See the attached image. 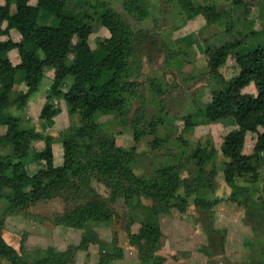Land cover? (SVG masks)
Returning a JSON list of instances; mask_svg holds the SVG:
<instances>
[{"label":"trees","instance_id":"obj_1","mask_svg":"<svg viewBox=\"0 0 264 264\" xmlns=\"http://www.w3.org/2000/svg\"><path fill=\"white\" fill-rule=\"evenodd\" d=\"M0 1V36H8L11 30L20 36L17 42L10 38L0 40V147H9L8 153L0 155V198H6L11 211H23L39 201L61 198L71 203V209H65L58 220L79 229L91 222L111 221L112 213L105 202L97 200L102 196L93 183L104 186L108 192L105 201L109 203L122 199L128 204L143 194L136 191L140 180L130 169L135 149L117 147L114 137L102 132L98 122L101 116L119 112L127 103L128 93L134 90V83L128 80L131 67L127 31L109 10L98 14L93 9L91 12L90 6L80 13L69 12L70 0H34V4L32 0ZM231 5L242 7L243 16L232 19L220 32L204 40L207 72L220 88L212 93L202 115L203 124L209 127L232 118L237 128L221 136L219 150L213 139L205 146L197 142L191 147L182 137L192 126L187 120H183L177 138L190 151L189 159L199 175L206 164L216 162L221 154L223 180L233 191L230 200L243 206L247 203L244 193L250 194L249 184L258 180L260 155L264 154V0H231ZM197 8V14L208 23L220 22L222 13L208 6ZM43 15L52 23L41 24ZM99 28L107 31V35L98 37L93 49L90 36ZM11 53L16 55L12 57ZM226 66L231 70L227 80ZM46 75L52 83L39 120L49 122L56 118L60 112L53 108L52 101L60 99L80 122L62 141L60 166L53 163L51 140L34 127H21V119L10 112L11 108L26 106ZM68 79L69 88L63 91L61 85ZM19 85L24 87L23 91L16 90ZM160 123L156 120L135 128L134 141L154 134ZM248 132L254 133L255 138L251 151L246 152ZM38 142L43 147L33 152V159L42 163V168L29 176L24 160ZM158 177L150 188L155 200L170 201L178 188L183 189L185 197L194 193L187 179H180L176 173L166 171ZM262 190L264 193V186ZM194 201L205 210L217 204V200ZM159 236L155 222L141 224L138 234L128 232L129 243L137 247L140 264L164 262L158 254ZM76 249L69 248L63 254L46 252L38 261L68 264ZM0 256L15 264L21 262L1 237ZM113 258L116 256L111 254L109 259Z\"/></svg>","mask_w":264,"mask_h":264},{"label":"rangeland","instance_id":"obj_2","mask_svg":"<svg viewBox=\"0 0 264 264\" xmlns=\"http://www.w3.org/2000/svg\"><path fill=\"white\" fill-rule=\"evenodd\" d=\"M67 6L72 13L83 12L90 6L91 12L93 9L98 14L109 10L129 35L128 80L134 83V90L128 93L127 103L119 112L101 116L98 122L102 132L114 137L117 147L135 149L130 169L140 180L136 191L143 194L128 204L122 199L109 203L105 201L108 192L104 186L93 183V188L102 196L97 200L106 203L112 219L91 222L82 229L58 220L65 209H71V203L61 198L39 201L23 211H11L6 198L1 197L0 237L15 251L21 261L17 264H41L38 259L46 252L63 254L69 248L77 249L68 264H140L137 247L129 243L128 232L138 234L141 224L153 222L159 226V243L163 244L159 256L166 264H264V154L260 155L258 180L249 184L250 194L244 193L247 203L242 206L230 200L233 191L223 180L221 154L216 162L206 164L199 175L198 168L189 159L190 151L177 138L183 120H187L192 126L182 137L191 147L197 142L205 146L213 139L219 150L221 136L237 128L232 118L225 119L219 126L203 124L202 111L212 93L220 88L207 72L203 53L204 40L220 32L232 19L243 16V8L232 6L231 0H70ZM199 6L222 13L220 22L208 23L197 14ZM40 23L51 24L52 20L43 15ZM104 35L107 31L103 28L92 34L91 48L94 49L96 39ZM8 38L17 42L20 36L14 30L9 31L8 36H0V40ZM15 55L11 53L12 57ZM230 74L226 66V80ZM51 83L46 75L26 106L11 108L10 112L21 119V127H34L51 140L57 165L61 163L66 133L77 128L80 122L60 99L52 101L59 115L49 122L39 120ZM69 84L68 79L61 89L67 91ZM16 90L23 91L24 87L19 85ZM156 120L161 123L154 134L134 141L135 128ZM254 138V133H246L244 151H251ZM42 147L43 143H34L24 160L29 176L42 168V163L33 159V152ZM8 152L9 147H0V155ZM166 171L187 179L194 193L185 197L183 189L178 188L170 201L155 200L150 188L158 175ZM195 199L217 200V204L205 210L196 205ZM220 207H223L220 211L216 209ZM245 224L251 229V239L245 241L251 251L242 249L237 242L243 239L239 235L234 237V246H230L229 241L228 246L225 245L227 232ZM229 240L233 241L232 237ZM111 254L116 258L109 259ZM0 264L15 263L0 256Z\"/></svg>","mask_w":264,"mask_h":264},{"label":"crops","instance_id":"obj_3","mask_svg":"<svg viewBox=\"0 0 264 264\" xmlns=\"http://www.w3.org/2000/svg\"><path fill=\"white\" fill-rule=\"evenodd\" d=\"M62 154V153H61ZM55 155H56V153H55V149L53 148V163H54V165L56 164V157H55ZM62 162H63V159H61V163L60 162H58V166H60L61 164H62ZM59 163H60V165H59ZM56 165V166H57ZM223 208V207H222ZM221 207L220 208H216V209H219V211L222 209ZM225 208V207H224ZM226 209V208H225ZM234 215V214H233ZM228 220V219H227ZM251 230V229H250ZM250 230H249V227L248 226H246V224L245 225H242V227L240 228V227H234V229H230L228 232H227V234L225 235V238H226V241H225V245H227L228 246V241H229V245L230 246H234V244L236 243V242H234V237H236V236H241L243 239L242 240H239V239H237V242L238 243H240V245H241V247H242V249H244V247L246 248V244H245V241H247V240H250L251 239V236H252V234L250 233ZM236 232H238V233H236ZM230 237H232V239H233V241H231V240H229V238ZM162 243H161V248H160V251L158 252V254L159 255H161V250H162ZM243 245V246H242ZM226 246V247H227ZM246 250H248L249 252L251 251L250 249H247L246 248ZM162 264H166V261H164Z\"/></svg>","mask_w":264,"mask_h":264}]
</instances>
